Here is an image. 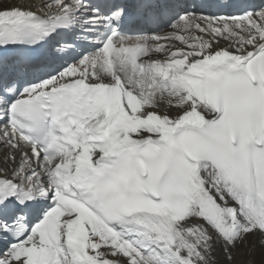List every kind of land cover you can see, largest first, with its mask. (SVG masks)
Listing matches in <instances>:
<instances>
[{
    "label": "snow or ice",
    "instance_id": "snow-or-ice-1",
    "mask_svg": "<svg viewBox=\"0 0 264 264\" xmlns=\"http://www.w3.org/2000/svg\"><path fill=\"white\" fill-rule=\"evenodd\" d=\"M257 248L264 0H0V264Z\"/></svg>",
    "mask_w": 264,
    "mask_h": 264
},
{
    "label": "bare ground",
    "instance_id": "bare-ground-1",
    "mask_svg": "<svg viewBox=\"0 0 264 264\" xmlns=\"http://www.w3.org/2000/svg\"><path fill=\"white\" fill-rule=\"evenodd\" d=\"M245 252V249H241L242 255L238 258L237 264H248V261H254L255 264H261L262 250L257 248V251L254 255H243Z\"/></svg>",
    "mask_w": 264,
    "mask_h": 264
}]
</instances>
